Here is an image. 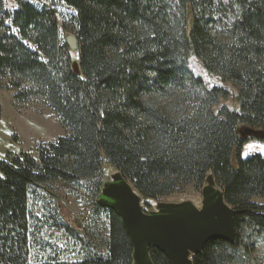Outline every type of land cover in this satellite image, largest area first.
<instances>
[{
	"label": "trees",
	"instance_id": "trees-1",
	"mask_svg": "<svg viewBox=\"0 0 264 264\" xmlns=\"http://www.w3.org/2000/svg\"><path fill=\"white\" fill-rule=\"evenodd\" d=\"M50 1L0 0V87L15 105L41 101L67 132L0 158V264H132L120 218L96 202L106 168L145 210L211 173L235 241L208 240L192 264H264V155L242 157L264 142L246 133L264 132V0H57L71 11L61 24ZM190 57L235 87L238 110L214 109L230 91L195 75ZM54 182L91 195L86 222L65 216Z\"/></svg>",
	"mask_w": 264,
	"mask_h": 264
},
{
	"label": "water",
	"instance_id": "water-1",
	"mask_svg": "<svg viewBox=\"0 0 264 264\" xmlns=\"http://www.w3.org/2000/svg\"><path fill=\"white\" fill-rule=\"evenodd\" d=\"M65 40L73 52L78 50L74 35L66 34ZM246 133L264 139L263 131L248 129ZM200 191L199 205L191 200H156L145 210L142 196L116 169L102 182L96 202L120 218L132 246V264H155L150 248L162 252L171 264H192L191 257L208 240L235 241L234 210L225 202L211 173Z\"/></svg>",
	"mask_w": 264,
	"mask_h": 264
},
{
	"label": "rangeland",
	"instance_id": "rangeland-1",
	"mask_svg": "<svg viewBox=\"0 0 264 264\" xmlns=\"http://www.w3.org/2000/svg\"><path fill=\"white\" fill-rule=\"evenodd\" d=\"M4 1L7 9L11 10L15 8L14 0ZM29 1L35 2L37 0ZM48 5L55 8L60 24L66 19L64 16L71 13L69 9L57 2V0H51L48 2ZM63 31L62 28V32ZM70 33H73L71 27L66 28L65 35ZM189 66L195 75L202 76L208 83V86H224L230 91V95L227 98H221L219 100V104L214 107L215 110L222 105H226L231 110H238V103L235 99V87L229 82H222L214 75L207 76L198 60L194 57H190ZM168 101L169 99L164 97L158 100V105L165 108L168 106ZM0 107V158H3L6 151L17 152L18 150H23L34 155L33 148L37 143L53 141L56 137L63 136L67 133L58 123L56 116L41 101H32L26 104L15 105L12 99V93L3 86L0 87ZM12 134L16 135L19 139L18 143L12 141ZM253 153L264 155V142L260 140H249L243 145L242 157H248ZM113 171V169L106 168L104 170L103 179H108L109 174ZM50 188V190L59 196L61 202L65 205V216L69 218L73 215L81 222L83 221V223L87 221L88 210H90L87 201L91 195H89V197L86 193L77 191L75 188L60 182L52 183ZM159 200L169 202L191 200L196 205H199L201 191L192 184H188L184 187L183 191L163 197ZM78 232L81 233L82 231L78 230ZM104 236V230L97 232L98 238H96V242L99 247L103 246ZM261 248L262 247L258 245L255 255Z\"/></svg>",
	"mask_w": 264,
	"mask_h": 264
}]
</instances>
